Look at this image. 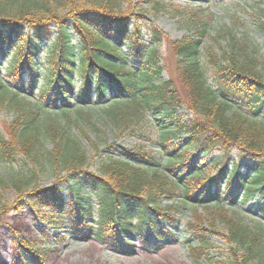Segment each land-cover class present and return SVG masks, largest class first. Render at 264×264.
<instances>
[{
	"label": "trees",
	"instance_id": "obj_1",
	"mask_svg": "<svg viewBox=\"0 0 264 264\" xmlns=\"http://www.w3.org/2000/svg\"><path fill=\"white\" fill-rule=\"evenodd\" d=\"M57 1L70 3L64 18L51 14L52 0L20 6L18 0H0V70L7 60L4 76L10 81L0 71V110L15 113L8 135L0 130V163H19L11 180L23 201L50 208L46 218L53 223H69L73 231L88 226L92 237L119 248L120 236L150 227L160 238L161 224L179 226L180 207L161 202L179 196L219 213L225 223L234 246L213 264H264L263 222L251 226L229 215L226 205L258 193L264 213V75L256 53L231 30L225 33L227 50L211 46L203 53L200 17L196 34L171 40L150 24L146 35L138 25L132 29L122 0ZM260 28L264 32V23ZM165 40L176 58V77L163 76ZM184 107L192 118L182 117ZM94 111L129 135L152 141L158 152L119 138L99 146L100 137L86 129ZM85 140L98 156L96 169ZM215 147L221 153L209 166L217 171L204 180L206 167L189 155L208 156ZM234 148L250 162L231 161ZM42 176H51L52 184L38 185ZM186 231L199 241L191 252L200 259L211 245L203 222L193 219ZM126 247H132L129 240L121 245Z\"/></svg>",
	"mask_w": 264,
	"mask_h": 264
},
{
	"label": "rangeland",
	"instance_id": "obj_2",
	"mask_svg": "<svg viewBox=\"0 0 264 264\" xmlns=\"http://www.w3.org/2000/svg\"><path fill=\"white\" fill-rule=\"evenodd\" d=\"M20 4L27 2L18 0L17 5ZM50 4L52 15L61 18L67 16L70 3L60 5L61 2L52 0ZM121 9L123 13L129 14L134 25L132 29L138 25L146 35V25L150 24L161 29L171 40L196 34L200 17L206 29V35L203 37V53L211 46L218 53L227 50L228 37L225 33L231 30L236 38L247 42L249 52L256 53L259 69L264 75V32L260 28V23H264V0H122ZM51 14L49 13L48 16ZM160 52L165 66L163 76L176 77V58L169 41L162 42ZM6 61L1 62L3 69L0 71L3 79L10 82L4 76ZM202 61H205L204 56ZM178 89L184 97L185 92L181 88ZM28 97V101H35V97L31 95ZM180 114L184 119H190L194 115L187 107L181 109ZM92 116H94L91 120L93 125H86V129L91 132L92 138L100 137L99 146L102 147L104 139L119 138V142L125 145L141 144L144 145L145 150L158 152L157 146L152 141L133 137L127 130H120L107 117L103 115L100 117L99 111H94ZM14 117L15 113L10 109L0 110V130L4 134L8 135V127ZM145 118L152 119L150 114ZM84 143L91 158V168L96 169L98 156L86 140ZM47 148H51V144H48ZM220 153L219 147L213 148L211 153L204 157L191 151L189 159L198 166L206 167L207 171L203 175L206 180L214 176L217 171L213 165L209 166L210 158ZM233 160H241V163L250 162L246 158H239V150L236 148L232 149L231 161ZM20 170L19 163L15 165L0 163V178L3 179L0 182V264H27V262H30L28 264H213L214 259L225 258L234 246L227 239V227L223 221H220L219 213L212 215L211 211L202 206L185 203L179 196L161 198L162 204L167 205L168 209L180 207L179 212L176 213L180 219L179 226L161 224L163 237L157 238L148 227L144 234L139 231L134 236H120L119 248L113 243L114 246L111 243L100 242L90 235L88 226L80 225L78 230L73 231L69 223L57 224L46 218L51 212L50 208L28 206L11 180L19 175ZM52 182L51 176L38 177L37 180L40 186H48ZM226 205L229 208V215H240L251 226L262 221L264 226V213L260 210L261 201L258 199V193L246 203H243L239 196L234 205L231 203ZM195 212L198 216H193ZM193 219L203 222L205 235L211 244L208 246V253H202L203 257L200 259L198 256L193 257L191 252V247L197 246L199 241L186 231L187 223ZM146 235L152 245L145 244ZM128 240L132 247L122 250L121 245ZM33 252L41 254L43 258H35Z\"/></svg>",
	"mask_w": 264,
	"mask_h": 264
}]
</instances>
